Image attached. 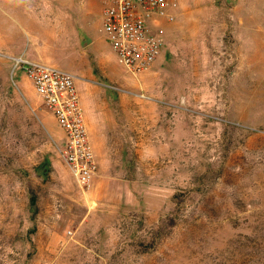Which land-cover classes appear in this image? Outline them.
<instances>
[{"label": "rangeland", "instance_id": "374dc122", "mask_svg": "<svg viewBox=\"0 0 264 264\" xmlns=\"http://www.w3.org/2000/svg\"><path fill=\"white\" fill-rule=\"evenodd\" d=\"M176 1L133 75L101 0H0V264H264V0ZM20 56L90 89L106 135L88 185Z\"/></svg>", "mask_w": 264, "mask_h": 264}, {"label": "built area", "instance_id": "2783aa9c", "mask_svg": "<svg viewBox=\"0 0 264 264\" xmlns=\"http://www.w3.org/2000/svg\"><path fill=\"white\" fill-rule=\"evenodd\" d=\"M102 29L118 62L137 75L150 69L165 45L162 18L174 20L176 0H101ZM32 81L42 104L54 115L64 137L58 155L80 185H88L98 171L84 108L74 73L20 56L15 59Z\"/></svg>", "mask_w": 264, "mask_h": 264}, {"label": "crops", "instance_id": "0c3cea01", "mask_svg": "<svg viewBox=\"0 0 264 264\" xmlns=\"http://www.w3.org/2000/svg\"><path fill=\"white\" fill-rule=\"evenodd\" d=\"M93 49H92V51H93ZM88 54H90V52H88ZM96 55H99V53H97ZM96 59H97L96 64H98L97 68L100 72V75H102L103 78H106L108 80H112L113 78L116 77L115 70L112 69L111 61L108 58L104 57L103 55H99L96 57ZM85 69L93 77L96 76V75H94V73H93L94 71L92 70V68L86 66ZM77 87H78V91L80 94V98L81 97L85 98L84 102L83 101H81V102H82V106L84 108L87 130H88L90 140H91V138L93 140V142L92 141L91 142L94 146V150H95L97 159L100 160L102 151L100 150V145L98 146V144L103 139V137L101 135L102 134L106 135V133H103V131L100 129L98 130L99 126L96 122L98 109H96L95 106L91 102L89 103V97L92 94L90 89L86 88L85 85L82 83H79L77 85ZM100 131H101V134H100ZM56 133L58 134V136L62 140L64 137L63 130H62V133H60L59 131L58 132L56 131Z\"/></svg>", "mask_w": 264, "mask_h": 264}, {"label": "trees", "instance_id": "16d2710c", "mask_svg": "<svg viewBox=\"0 0 264 264\" xmlns=\"http://www.w3.org/2000/svg\"><path fill=\"white\" fill-rule=\"evenodd\" d=\"M34 203H35V197L32 196V204H34Z\"/></svg>", "mask_w": 264, "mask_h": 264}]
</instances>
